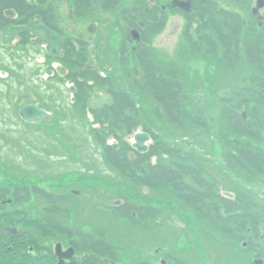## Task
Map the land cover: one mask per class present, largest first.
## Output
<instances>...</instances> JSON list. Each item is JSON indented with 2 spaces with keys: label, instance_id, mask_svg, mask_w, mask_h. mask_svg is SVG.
Masks as SVG:
<instances>
[{
  "label": "rangeland",
  "instance_id": "374dc122",
  "mask_svg": "<svg viewBox=\"0 0 264 264\" xmlns=\"http://www.w3.org/2000/svg\"><path fill=\"white\" fill-rule=\"evenodd\" d=\"M131 1L121 0L122 4L119 9L112 10L110 13L100 10L96 14V21H89L88 23L75 21L69 15L70 0H55V3L58 5L61 16V27L67 36L89 42L90 64L88 68L97 69L95 56H98L101 60L102 69L115 81L117 88L129 92L138 103L141 114H143L141 121L143 125L150 128L152 133L171 149L176 148L189 157L203 159L204 168L209 169L208 171L215 179L222 195L231 194V198L237 194L248 195L256 201L258 208L264 212V178L248 182L242 172L235 171L231 166H228L223 150L224 144L222 145L221 140L216 138L221 128L217 124L220 100L237 90L243 80L242 75L247 70V64L241 61L239 69L236 73H232L231 70L223 69L215 63L210 64L209 62L212 61L208 62L203 58L192 56L191 45L186 42L185 37L186 29L189 26L186 16L181 12H171L168 9L167 27L151 40V46H153L156 55L163 61H172L186 69L189 78L186 86L188 90L192 91L196 109L204 111L206 118H214L213 122H215V124L209 122L210 130L205 134L194 131V136L182 135L172 124L170 125L162 117H158V109L149 97L132 92L125 80L126 73L133 68L134 63L131 59L127 61H124L126 59H119V52L122 49L121 42L125 39L124 35L128 31V26L124 24L120 12L129 7ZM214 1H218L221 9L236 12L241 18L250 15L251 8L255 5L252 0ZM245 20L248 21V19ZM92 23L98 24L102 28L96 37L92 31ZM28 27L40 32L37 40L41 41L42 34L41 28H38L39 25L33 22ZM95 27L97 28V26ZM192 33L194 34V31ZM105 40L106 47L98 50L97 45L105 42ZM5 41L10 42L8 39ZM41 45L47 51L50 48L46 43H43V40ZM23 51V57L29 53L32 55L35 53L33 50H30L31 52ZM18 54L13 52V57L19 58L20 55ZM11 61L9 59L6 62L0 46L1 64H11ZM1 64L2 70L8 68ZM14 64L13 67H15L16 72L21 73L18 65ZM98 66L100 67V65ZM56 68L58 73L65 77L66 74L62 69L59 66ZM6 74L0 72V131L8 133L6 140H0L1 158L5 161L6 159L12 160L10 162L14 163L13 165L19 164L17 159L21 161V158L17 149H24L21 157L25 159L26 164L24 162L22 164L25 169H30L29 164L36 167L37 170H32L39 179L36 183L37 186L46 189L49 193L61 195L66 194V192L71 193L73 190L79 192L81 197L71 198L73 204L69 203L62 206L67 209L68 214L63 219L58 217L60 223L62 222L69 227H79L81 222L79 223L78 219L83 220L85 217H90L92 227L105 232L104 239L111 245L113 244L114 250H117L116 264H165L167 257L171 264H177V262L183 264H254L258 260L253 253L248 251L251 242L250 234H246L244 241L240 243L229 242L205 228L187 207L174 202L169 195H159L147 189L136 188L132 182H127L118 172L113 171L104 161L103 153H101L97 142L92 139L89 125L93 122L85 123L79 117V113L69 106L71 95H69L68 90L73 87L71 83L63 84L59 78L53 81V75L49 74L50 76L46 75L45 78L49 80L46 90L43 86L36 85L35 88L31 87L29 92L27 91L28 93L25 92L28 95H26L27 98L20 93L15 95L12 93L10 98ZM30 74L29 82L32 83L34 80L37 82L38 76L31 72ZM25 77L28 78L29 76L26 75ZM15 79L11 83L15 86L23 82ZM94 94L96 98L108 95L103 90H97ZM35 101L50 111L48 120L45 122L52 124L54 119L57 120L58 124L57 127L54 126V130L46 129L43 122L26 127L21 119L16 118L21 105L25 102ZM59 106L65 108V112L61 111ZM58 107L56 117L52 111ZM94 127L99 129L97 125ZM139 134H142V128L125 137L124 142L133 147L137 144L136 138ZM111 143L114 144L112 139H110ZM152 144L153 140H150L142 145L150 147ZM31 153L35 155V158L32 157L34 155ZM153 162L156 163L157 159H154ZM9 176L10 174L0 172V186L5 183ZM123 201L163 210L161 226L154 223L153 231H145L142 227L130 226L126 220H121L115 216L111 209L119 206L118 204H123ZM24 206L29 210L33 219L44 218L47 204L41 198L34 197ZM65 237L62 240L63 243L69 244L68 239L71 240L72 238H68V235ZM45 244L52 246V250L57 246L56 242L51 241ZM32 245L30 244V248L40 253L41 250L36 248V244L33 243ZM28 250L29 247L27 246H19L15 257L8 255V261H2L0 258V264H28V261L33 257L24 254ZM41 254L45 253L41 252ZM53 263L52 261L50 264ZM35 264H39V262Z\"/></svg>",
  "mask_w": 264,
  "mask_h": 264
},
{
  "label": "trees",
  "instance_id": "16d2710c",
  "mask_svg": "<svg viewBox=\"0 0 264 264\" xmlns=\"http://www.w3.org/2000/svg\"><path fill=\"white\" fill-rule=\"evenodd\" d=\"M195 5V13L186 16L189 26L185 37L186 42L191 45V55L212 61L209 63H215L232 73H236L241 61L247 64L240 86L220 100L217 124L221 127L218 132L221 134L217 133L216 138L224 144L228 166L242 172L248 182L263 179L264 30L256 31L247 27L238 13L221 9L213 0L199 1ZM4 6L13 7L17 11L21 18L17 24L20 25L31 22L34 15L40 13L37 6L28 4L27 0L0 1V19H4ZM138 8L133 9L141 14L143 9L138 11ZM146 15L145 10L139 18H147ZM46 21L48 22L47 19ZM166 26L164 21L148 27L144 44L139 46L134 55L133 68L126 73L125 80L132 92L149 97L158 109V117L172 124L182 135L194 136V131L205 134L210 130L209 122L215 124L214 118H206L204 111L196 109L192 91L186 86L189 81L186 69L172 61H163L151 46V40L164 31ZM30 41L28 36H23L22 44H30ZM86 52L83 47L78 51L70 44L61 61L70 72L67 80L77 88L75 103L71 108L82 114L81 119L85 123L90 122L89 115L93 116V123L89 125L90 133L107 165L127 182H132L136 188L169 195L174 202L187 207L205 228L229 242L240 243L244 241L246 234H250L248 251L264 261V212L258 208L256 201L245 194L235 195V200L225 198L209 169L204 168L203 159L189 157L181 150L171 149L160 141L150 128L142 124L143 114L135 99L129 92L117 88L112 78H104L88 71L78 75L75 71L83 70L86 65ZM97 90H106L113 97L114 107L103 111H88L87 103ZM244 113L248 117L246 120ZM139 128L152 136L153 144L149 153L136 154L134 161L129 156L134 149L124 142V138ZM110 139L117 143L110 144ZM154 158L157 159L156 163L153 162ZM67 195L71 194L56 197L41 188H35L33 193L24 189L22 195L17 189L12 207L23 202L28 204L34 197L41 198L48 207L56 206L46 211L44 218L40 220L32 219L31 213L27 215L28 223L33 222L35 229L42 230L49 236L54 226L53 214H58L61 219L66 218L67 209L62 206L74 203L71 198L76 196ZM111 209L115 216L126 220L130 226L142 227L145 231H153L154 223L161 226L164 215L161 209L139 206L128 201L119 208ZM34 231L36 238L38 231ZM104 236L92 235L88 244H85L87 248L83 247V250L90 249L96 256L117 263V250H114V245L108 243Z\"/></svg>",
  "mask_w": 264,
  "mask_h": 264
},
{
  "label": "flooded vegetation",
  "instance_id": "af4514ba",
  "mask_svg": "<svg viewBox=\"0 0 264 264\" xmlns=\"http://www.w3.org/2000/svg\"><path fill=\"white\" fill-rule=\"evenodd\" d=\"M0 1L13 2V0ZM199 1L207 2L211 0H132L129 4L130 6L122 9L120 12L124 24L128 26V31L124 35L125 39H123V41L121 42L122 49L119 52V59H133L134 55L139 49V46L141 44H144L145 33L150 25L164 23V21L166 24H168L166 19V17L168 18V9H170L171 12H181L184 14V16L193 15V12H195V4H197V2ZM27 2L28 4L32 3L37 6V9L40 11V13L34 15L31 22L23 23L21 25L17 24L18 21H21V18L19 17L20 15L13 7L10 8L9 6L3 7L5 8L3 11L4 19H0V26L2 28L0 29V46L2 47L6 62L9 59L11 61L12 59L11 64H1L0 62L1 65H5L8 67L4 70H2L3 67H0V72L7 73L6 82H9L7 86L10 91V98L12 96V93H14L13 95H15L16 93H20L23 94L24 97H26L27 93L29 92V89H31V87L35 88L36 85L43 86V88L46 90L47 81L49 80H46L45 78L46 75L50 76L49 74L53 75V81L59 78L60 81L63 82V84L68 83L69 80L67 79L70 75V72L66 69L65 65L62 63L61 60L64 58V53L66 52V49L68 46H70V44H72L78 51H81L82 47L87 50L86 65L84 66L83 70L79 69L75 71L78 75H82L83 71H88L98 73L101 77L104 78H110L107 75L106 71L102 69V66L100 64L101 60L98 56H95L97 60V69L88 68V65L90 64L89 42L80 38L67 36V34L64 32V29L61 27V16L59 15L58 5H56L55 0H27ZM188 2H192V13H189L188 15L185 14V12L181 11L179 8L173 7V4ZM252 2H255V5L253 7L251 5L252 8L250 7V15H247V17L245 18L242 16L244 19H248L249 22L246 20L244 21L243 18L242 20L247 25V27L250 26V28L253 30H264V8L256 11V13L254 14V10H256V6L259 0H252ZM121 4V0H70L71 10L69 15L75 21L78 20L80 22L88 23L89 21H96V14H98L100 10L105 13H110V11H112L110 9H119ZM134 7H139L138 11L140 9H143L141 14H143V12L146 10L147 18H139L141 14H137V10L135 9L136 11H134L133 9ZM10 12H12L13 15H10ZM46 19L48 20V22L46 21ZM148 20H150V22H148ZM33 22L39 25L38 28H41L40 30L42 34L43 43H46L50 47L48 51L45 49V47H43V45H41L42 40H37L38 35L40 34L39 31H37L36 29L35 31H26L22 29L23 27L30 26ZM94 24L95 23H92V31L96 37L100 33V31H102V28L98 24ZM95 26H97V28ZM47 30L61 39V45L59 46L57 44V48L58 50H60L59 57H55L51 54V44L47 40H45L43 34ZM25 35L30 38V44H22L23 36ZM6 39H8V41L10 42L5 41ZM106 45V40L105 42H101L100 45H97V47L99 48L98 50L104 49ZM12 50L13 52L19 53L18 55H20V57L14 58ZM23 50L27 52H31L30 50H33L36 54L34 53L32 55L31 53H29L26 57H23ZM106 52L107 50L105 51V53ZM14 63L18 65L21 73L16 72L15 67H13L15 65ZM50 63H52L51 66ZM98 65H100V67ZM56 66H63L65 68L67 72L65 77H62V75L58 73ZM31 67L32 69H30ZM30 72L38 76L37 82L35 80L32 81V83L29 82L31 75ZM26 75L29 77H25ZM15 78L19 79L20 81H23L22 83L17 84L18 87L14 84H11ZM68 93L69 95H71V103L69 106H72V104H74L72 101L73 95L71 94L70 90H68ZM93 98H96L95 94L91 97V99ZM27 106H37L43 111H45L48 117L50 115V111H48L42 105L38 104L36 101L31 103L25 102V104L21 105L20 110L17 112L16 118L21 119L24 126L26 127H31V125H35L28 122L22 117V110L24 109V107ZM59 107L52 111L54 113V116L56 117L58 114ZM109 107L113 106H110L109 104L105 103L104 107L100 111H103L104 109ZM60 109L61 111L65 112V108L60 107ZM79 115L78 116L80 118H83L81 113H79ZM56 121L57 120L54 119L52 124L43 121V123H45L43 125L46 129L49 128L50 130H54V126L57 127V124L55 125ZM61 136L62 135L60 134V137ZM6 138H8V133L6 131H0V140H6ZM17 146H19L18 143ZM17 150L21 161L20 159H17L19 164L15 163L16 165H13L14 163L10 162L12 160L6 159L5 161L4 159H2V150L0 151V172L3 174H10L9 178L5 181V183L0 186V258L2 259V261H8V255H12L13 257H15L16 250L19 246H27L29 247V250L24 252V254H26L27 256H33L28 261V264H35L36 262H39V264H50L52 261L54 262L53 264H96L95 262H98V264H116L115 261L110 260V262H108L105 258L101 256L96 257V255L93 254L90 249L83 250V247L87 248L85 244H88L87 241L92 235L95 234V236H104V234L102 233H97L103 232L102 230H100L99 228L92 227L90 217H85L83 220L78 219L77 221H79V223L81 222V225H79V227H69L68 225L59 222L58 214H53V231L52 234L47 236L42 230L35 229V224L33 222L28 223L27 215L30 212L28 209L25 208V202L19 203L17 207H12L13 202L15 200L14 194L17 189H19L22 195H24V189H29L30 193H33L35 188H40L36 185L39 179L36 175L33 174L32 170H37L36 167L33 164L31 165L28 163L31 167L30 169H25L22 164L25 159L21 157V154L22 152H24V149L18 148ZM28 152L30 153L29 150ZM60 152L62 151L60 150ZM31 155L34 154L31 153ZM32 157L35 158V155ZM49 194L58 197L56 193L50 192ZM66 194L81 197L79 194H77V191L75 190H73L71 193L66 192ZM123 204H121V206H123ZM45 207V212L56 208V206ZM10 229L16 230L19 234H14L10 231ZM34 230L38 231L36 238L34 236ZM31 234L33 235V238H31ZM67 235L68 238H72L71 240L67 238L70 242L69 244H66L65 242L63 243L62 241L64 240V238H66L65 236ZM50 241L56 242L57 244V246L53 250L52 246H47L45 244L46 242L48 243ZM35 242L37 243L36 248L38 250H41L40 253H37L36 250L30 248V244L32 245ZM41 252L45 254H41ZM46 253H48L49 255L47 256ZM166 263L171 264L168 257L165 260V264ZM177 264L183 263L177 262Z\"/></svg>",
  "mask_w": 264,
  "mask_h": 264
},
{
  "label": "water",
  "instance_id": "95a60500",
  "mask_svg": "<svg viewBox=\"0 0 264 264\" xmlns=\"http://www.w3.org/2000/svg\"><path fill=\"white\" fill-rule=\"evenodd\" d=\"M174 8H179L181 11L189 14L191 13V8H192V2H188V3H177V4H173ZM264 8V1L263 0H259L256 10H254V14L256 13V11L263 9ZM10 15H13L12 12L9 13ZM44 38L45 40H47L50 44H51V54L53 56H60V50H58L57 48V44L60 46L61 45V39L56 36L53 35L51 32H49L48 30L45 31L44 33ZM75 88L72 89V92H75ZM107 103L110 104L111 106L112 104V98L110 96H105L102 98H97V99H93L91 100V102H89V106L92 109H102L103 105ZM22 117L24 119H26L28 122L30 123H36V122H41L43 120H47V113L45 111H43L42 109H40L37 106H27L24 107V109L22 110ZM244 118H246V115H244ZM150 137L144 135V134H139L136 138L137 144H135L133 146V148L137 149L138 152H148L149 148L143 146L142 144L149 141ZM227 197L231 198L232 195L231 194H227ZM11 232H13L14 234L18 235L19 233L16 230H11ZM256 264H263V262H256Z\"/></svg>",
  "mask_w": 264,
  "mask_h": 264
}]
</instances>
